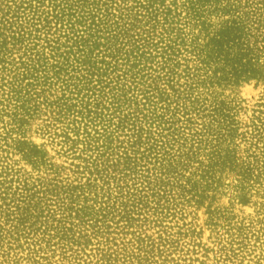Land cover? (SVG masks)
<instances>
[{
	"label": "rangeland",
	"instance_id": "1",
	"mask_svg": "<svg viewBox=\"0 0 264 264\" xmlns=\"http://www.w3.org/2000/svg\"><path fill=\"white\" fill-rule=\"evenodd\" d=\"M0 264H264V0H0Z\"/></svg>",
	"mask_w": 264,
	"mask_h": 264
},
{
	"label": "trees",
	"instance_id": "2",
	"mask_svg": "<svg viewBox=\"0 0 264 264\" xmlns=\"http://www.w3.org/2000/svg\"><path fill=\"white\" fill-rule=\"evenodd\" d=\"M224 42V39H218V45H222V43Z\"/></svg>",
	"mask_w": 264,
	"mask_h": 264
}]
</instances>
